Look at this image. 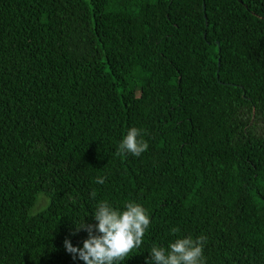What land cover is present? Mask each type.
<instances>
[{
  "label": "trees",
  "instance_id": "16d2710c",
  "mask_svg": "<svg viewBox=\"0 0 264 264\" xmlns=\"http://www.w3.org/2000/svg\"><path fill=\"white\" fill-rule=\"evenodd\" d=\"M101 200L150 214L121 264L189 235L264 264V0H0V264H84Z\"/></svg>",
  "mask_w": 264,
  "mask_h": 264
},
{
  "label": "clouds",
  "instance_id": "9594fccd",
  "mask_svg": "<svg viewBox=\"0 0 264 264\" xmlns=\"http://www.w3.org/2000/svg\"><path fill=\"white\" fill-rule=\"evenodd\" d=\"M144 135L145 130L130 127L118 144L117 155L141 156L149 148ZM105 179L98 176L95 183L104 184ZM90 196L95 198L96 191L93 190ZM92 218L96 221L95 224H74L75 232H87L82 247L72 246L67 238L63 242L65 250L84 264H121L142 246L151 223L148 210L131 200L125 202L122 208H115L107 200H101ZM170 231L176 235L180 230L173 227ZM206 242L207 237L204 235L195 238L189 235L176 238L167 248L154 244L145 264H206Z\"/></svg>",
  "mask_w": 264,
  "mask_h": 264
},
{
  "label": "rangeland",
  "instance_id": "374dc122",
  "mask_svg": "<svg viewBox=\"0 0 264 264\" xmlns=\"http://www.w3.org/2000/svg\"><path fill=\"white\" fill-rule=\"evenodd\" d=\"M46 205V199L43 196H39L37 205L32 209V214L38 213L41 209H44Z\"/></svg>",
  "mask_w": 264,
  "mask_h": 264
},
{
  "label": "water",
  "instance_id": "95a60500",
  "mask_svg": "<svg viewBox=\"0 0 264 264\" xmlns=\"http://www.w3.org/2000/svg\"><path fill=\"white\" fill-rule=\"evenodd\" d=\"M203 37H205V35Z\"/></svg>",
  "mask_w": 264,
  "mask_h": 264
}]
</instances>
